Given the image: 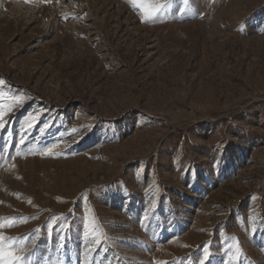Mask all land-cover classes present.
I'll use <instances>...</instances> for the list:
<instances>
[{
    "label": "rangeland",
    "instance_id": "374dc122",
    "mask_svg": "<svg viewBox=\"0 0 264 264\" xmlns=\"http://www.w3.org/2000/svg\"><path fill=\"white\" fill-rule=\"evenodd\" d=\"M0 81L16 264H264V0H0Z\"/></svg>",
    "mask_w": 264,
    "mask_h": 264
},
{
    "label": "snow or ice",
    "instance_id": "6c2138e0",
    "mask_svg": "<svg viewBox=\"0 0 264 264\" xmlns=\"http://www.w3.org/2000/svg\"><path fill=\"white\" fill-rule=\"evenodd\" d=\"M143 19L147 20L148 17L145 16ZM3 81H0V84H2ZM6 113L4 110H0V128L5 127L4 120H5ZM23 143V141H21ZM52 149H48V152L50 153ZM0 227H4L3 224H0ZM4 239V236L2 233H0V241ZM239 251V249H238ZM209 253L207 250H205L204 253V260L208 258ZM21 257L13 250L11 249H4L3 247H0V264H16L17 261H20ZM204 260L200 261V264H204Z\"/></svg>",
    "mask_w": 264,
    "mask_h": 264
}]
</instances>
